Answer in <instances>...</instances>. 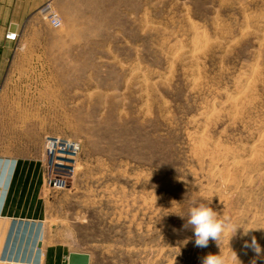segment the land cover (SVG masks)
Segmentation results:
<instances>
[{"label": "rangeland", "instance_id": "374dc122", "mask_svg": "<svg viewBox=\"0 0 264 264\" xmlns=\"http://www.w3.org/2000/svg\"><path fill=\"white\" fill-rule=\"evenodd\" d=\"M23 30L37 33L0 82V157L37 159L12 191H32L23 217L43 237L6 264H264V0H45ZM49 135L80 143L74 171ZM193 201L239 228L196 247Z\"/></svg>", "mask_w": 264, "mask_h": 264}, {"label": "crops", "instance_id": "0c3cea01", "mask_svg": "<svg viewBox=\"0 0 264 264\" xmlns=\"http://www.w3.org/2000/svg\"><path fill=\"white\" fill-rule=\"evenodd\" d=\"M45 0H0V82L6 77L8 68L21 65L11 56L21 45V38L36 30H23L32 15ZM15 26L19 42L7 40L11 27ZM38 169L37 159L22 160L14 156L0 157V264L22 259H36L37 244L43 237L31 211L23 217L22 203H31L32 191H12L14 180L35 179ZM10 182V183H9ZM17 205V206H16Z\"/></svg>", "mask_w": 264, "mask_h": 264}, {"label": "clouds", "instance_id": "9594fccd", "mask_svg": "<svg viewBox=\"0 0 264 264\" xmlns=\"http://www.w3.org/2000/svg\"><path fill=\"white\" fill-rule=\"evenodd\" d=\"M181 218H185L180 216ZM184 228H191L195 236V246L199 248L208 247L209 240H214L220 244V240L225 231H231L233 234L239 228V226L234 225L229 218L219 217L217 211H215L211 206L204 202L193 201L188 209V215ZM248 231V230H247ZM245 231V234H247ZM245 248L251 247L259 255L261 253V248L253 236L251 243L245 242ZM233 260L240 264L236 254L233 252ZM202 264H226L225 258L219 255L208 254L203 258ZM255 264V261L252 262Z\"/></svg>", "mask_w": 264, "mask_h": 264}, {"label": "built area", "instance_id": "2783aa9c", "mask_svg": "<svg viewBox=\"0 0 264 264\" xmlns=\"http://www.w3.org/2000/svg\"><path fill=\"white\" fill-rule=\"evenodd\" d=\"M51 24L54 28L61 27V20L58 16H53L51 18ZM7 40L11 42H16L18 40V33L11 32L7 35ZM46 153L55 164L58 165L63 172L74 171L75 163L77 162V157L79 155L81 146L80 143L72 140L65 139L59 136L49 135L45 139ZM66 175H61L51 177L49 180V185L55 188H61L66 181Z\"/></svg>", "mask_w": 264, "mask_h": 264}, {"label": "water", "instance_id": "95a60500", "mask_svg": "<svg viewBox=\"0 0 264 264\" xmlns=\"http://www.w3.org/2000/svg\"><path fill=\"white\" fill-rule=\"evenodd\" d=\"M11 32H14L16 30L15 26L11 27ZM70 264H88L89 263V256L86 254H80V253H72L70 255Z\"/></svg>", "mask_w": 264, "mask_h": 264}]
</instances>
